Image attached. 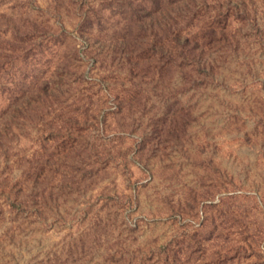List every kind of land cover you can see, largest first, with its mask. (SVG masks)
I'll list each match as a JSON object with an SVG mask.
<instances>
[{"label": "rangeland", "instance_id": "obj_1", "mask_svg": "<svg viewBox=\"0 0 264 264\" xmlns=\"http://www.w3.org/2000/svg\"><path fill=\"white\" fill-rule=\"evenodd\" d=\"M0 264H264V0H0Z\"/></svg>", "mask_w": 264, "mask_h": 264}]
</instances>
